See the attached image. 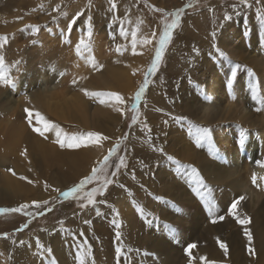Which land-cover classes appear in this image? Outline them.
Returning a JSON list of instances; mask_svg holds the SVG:
<instances>
[{
	"label": "rangeland",
	"instance_id": "rangeland-1",
	"mask_svg": "<svg viewBox=\"0 0 264 264\" xmlns=\"http://www.w3.org/2000/svg\"><path fill=\"white\" fill-rule=\"evenodd\" d=\"M159 1L160 4L150 0H112V3H115L118 9L115 12L111 7L110 0H0V37L6 38L5 42H2L3 46L0 47V55L4 57L8 76L14 81L15 85L19 82L21 97L19 99L11 98L14 103L18 101L21 107L17 110L18 113L20 112L27 121H31L32 131L34 128L43 127V121L39 119L40 117H44V111H41V108L47 107L48 104L45 100L36 103L34 98V96H46L38 91L42 84V79L45 77L49 85L57 87L60 82L67 80L69 74V69L65 66L67 63H63L62 59L72 53L81 59L91 51L90 58L88 59L90 60V68L84 73L86 75L75 78L73 80L75 83L73 81L70 82L69 88L66 91L67 96L70 95L73 100H75L77 95H80L88 103V106L91 104L86 113L89 124H84L83 118L81 119V116L77 114L79 113L78 110L73 109L70 118L60 120L63 125L62 127L54 126L62 134L69 136H79L85 135L88 132H95L101 137H106V139H99L83 146L81 145L80 148L78 147L79 149H84V153L87 155L90 152L89 148H99L98 146H100L101 148L99 149L100 151L102 150V157L100 160H95V164L91 166L86 174L77 176L67 174L65 168H63L65 175L57 173L58 166H51L48 167L49 169L44 170L42 164L38 163L42 161L40 157L32 155L30 149L32 143L29 146V139L27 137L19 142V146L22 147L19 151L25 153L22 159L35 164V166L33 164V169L28 172L29 175H25L24 173L21 175L16 174L11 159H9L10 163H5L0 159V171L12 176L14 179L23 180L28 186H31V190L17 195L0 189V209H12L27 205L23 212L0 214V261L2 264H31L36 259L37 264H44V261L49 259L50 251L42 243L54 235L56 239L60 235L59 238L61 240H66L72 233L74 234V231L78 236L73 238L82 240L84 244L79 243L82 247L68 246V257L71 261H76L79 257V261L82 259L81 254L84 250L89 258H94L93 253L99 251L96 244V240L99 238L98 234H104L102 238H107L106 236L110 238L112 236L117 237V232H119V235H124V230L129 220L132 225H139L141 214L138 213L137 206L144 211L142 223L148 221L149 226L154 227V229L156 228L155 230L160 229L159 226L163 227L160 231L166 230V226L175 227L173 228L175 233L171 230L172 228L167 227L172 232V236L170 234V237L168 236L167 238L169 247L167 245L165 251L172 255V259H181L179 264H183L184 262V264H207L204 261L205 259L201 260L203 256H198L199 252L197 253V244L195 243L198 239L205 240L206 238L211 240L213 238L215 241L212 240V243L214 242L213 244L219 250H224L220 247V244H225V247L228 248L227 255H230L232 246L240 240L237 233L240 229L241 232L239 233H241L243 238L245 237L244 228L248 227L247 229L249 232L251 231L252 237L255 229L257 231L261 229L259 222H264V217H262L264 216V194L260 198L259 203L256 204L257 206L253 207V205H249L245 211L239 207L243 205L247 206L249 198L239 188H236L237 184H235V188L233 189L230 188L231 186L233 187L232 184L229 186L232 180H235L237 183L236 180L238 178L236 176L231 178L226 177L224 178L225 180L218 178L217 181H214L215 179L209 178L205 172L206 169H209L211 172H218L212 169L216 168L221 158L225 162H228V164L232 163L235 155L238 153L244 158L246 155L243 149L245 142L247 143V137L249 136V141V138L253 134L259 136L260 131L264 132V22L261 20L264 17V0H247V6L241 5L240 0ZM122 6L129 16H122L120 14ZM157 9L162 11H157ZM179 9H183L180 12V23L173 30L172 39L166 46L157 71L155 74H148L147 79L149 83L142 93L140 100L136 102L138 114L134 113L131 111L130 106L133 105V98L144 83L145 74L148 73V69L154 59L160 34L165 24L171 23L174 18L171 14ZM78 13L79 15H77ZM226 14L232 18H230L231 21L230 19L228 21L224 20ZM89 17L91 18V36H85L86 31H88L85 28V21ZM73 18H76V22L73 24L71 30H69L68 26ZM232 23H234L233 26ZM27 25H38L40 26L39 31L33 35L31 29L26 28ZM121 29H124L127 33L126 36H120ZM133 29L137 30L136 38L138 41L145 38L152 41V43L146 45L138 42L135 53H133L131 46V33ZM236 30L237 36L234 33ZM43 34H47L49 38L60 37L58 48L48 50L49 45L42 42ZM81 37L85 38L90 51H82V54L78 55L76 45ZM228 37L236 38V42L238 43H230L231 41H228ZM185 39L186 43L187 41L190 43L194 42L193 44L195 45L191 46L192 44L188 42L187 48L180 55L178 54L177 57L174 55V52H177V49L178 51L181 50L185 46L182 44ZM214 44L216 47H213ZM203 45L204 47H202ZM117 46H120V52H117ZM238 46L241 47L239 48ZM194 48L198 49V52L195 51L194 53ZM217 49L225 54L226 59L219 57ZM212 60L214 61L213 64ZM92 61L95 62L97 67L92 66ZM200 62L201 64H199ZM213 65L218 69H223L222 75H215L211 71L210 66L213 67ZM112 74H118L119 76L113 77ZM31 75L34 77V83L28 86L27 82L31 78ZM165 76H175V80L178 81V84L176 83L178 88L183 85V87L188 88L191 92L193 91L186 95L190 97L189 104L193 107L192 109L196 116L198 113L201 115L199 118L196 117L194 121L196 124L198 123L197 128L202 126L201 128H207L211 131L210 141L206 140L204 143L198 144L195 132L197 128L195 126L189 128L188 124L183 122L179 125L180 122L177 121L178 123H175L174 127L177 128L176 131L180 129V134L182 135L180 136L177 132L173 136L170 133V137L175 142L174 144L170 143V146L173 147L167 149V151L165 150L164 154L160 152V148L163 146V144L160 146V141H158L160 140L161 129L164 131V134L170 131V128L165 127L170 122L167 121L170 112L166 113L163 111L160 100H157L156 97L160 81ZM78 83L79 86L76 85ZM216 83H224L226 95L220 97L217 94L218 99L214 103L212 95L216 88ZM22 84L25 87H22ZM236 84L242 89L240 94L241 101L233 103L232 107L234 110L232 113H229L226 108L234 100L232 90ZM13 88L0 84L2 92L0 101L6 98L5 95L11 94ZM253 88H255V92H253ZM85 91L116 93L123 99V103L117 104L115 100H111L102 104L100 103V98L86 96ZM254 96L255 98H253ZM49 98L54 101L56 95H51ZM106 104L108 111L104 113L105 115L98 117L97 111L94 112L93 109ZM238 104L243 106L242 112L237 108ZM117 108L120 110L117 111ZM196 108H199L197 109L198 111ZM25 109H28V111L26 112ZM51 109L55 110L54 105ZM82 109L80 108V110ZM6 111L4 116H6ZM29 113H31V116ZM0 115H2L0 116V119H2L3 114ZM133 115H137L136 123L132 122ZM73 116L74 119H72ZM50 117L52 118L53 116ZM173 117L170 115V118L175 119V116ZM181 120L182 118H180ZM73 122L76 123L77 127L73 126ZM143 125H147V127L145 128ZM33 132L38 138L42 137L38 132ZM54 132V130L46 132L49 134L46 138V142L49 145L54 144L52 139ZM218 135L219 138L217 137ZM221 136L223 139H221ZM262 139L264 140V137ZM152 140L156 141L151 142ZM227 140H229L230 144L226 142ZM44 144L45 142L42 141L41 145ZM226 144L228 145L226 146ZM78 148L64 147L66 150L71 149L73 151ZM113 148H115V151L110 155V150ZM45 149L48 148L46 147ZM200 150L202 151L200 152ZM200 153L206 154L205 158L209 161L208 166H211L212 169L208 166L204 168L199 163L197 156ZM106 156L109 159L107 163H103ZM160 156L163 157L161 160ZM121 157L124 158V165L117 169L116 166L120 163ZM168 157H172V160H168ZM187 157L193 160H189ZM252 157L260 160L261 158L264 159V154H259V149L253 147ZM253 160L254 158H252ZM214 161H217V164ZM256 161L254 160L255 163ZM175 162H178V164ZM201 166L204 169V173H202ZM162 167L163 169H161ZM94 168L100 169L96 173L97 178L86 182L82 189L70 197L66 198L62 195L64 192L70 191L73 187L79 185L86 177L91 176ZM191 169H195L199 176L201 174L200 178L206 187H200V185L194 182ZM162 170L163 172L160 174ZM113 172L116 173L115 176L112 175ZM217 174L219 175L220 172ZM21 177L24 179H21ZM105 179H111L112 183L103 189V195L99 193L95 194L93 197L95 200L94 204H88L87 193L91 192L94 188H101L102 181ZM220 181L223 183H220ZM196 187L204 194L206 190L214 189L221 191L220 193L226 196L223 200L221 211L223 213H219L220 216L225 215L224 219L220 220L214 227L210 226V230L207 224L209 223L208 220L211 219L208 207L206 208L207 210L205 209L206 214L203 212L196 213L197 211L194 210L195 214L193 210L190 211L189 214H191L192 218L185 213L182 215L178 214L183 204H190L189 206L191 207H188L189 209L195 203L197 206L203 205L200 203L202 199L195 190L197 189ZM166 189H169V191L164 197ZM232 190L234 194H232ZM171 191H173L172 194L170 193ZM28 193L33 194V200L28 203L20 201V197ZM46 193H51L52 195L48 196ZM176 193L182 199L186 197L192 200L188 202L184 201V203L177 202L172 199L173 194L176 195ZM241 196L244 199L238 205L237 215L240 219L248 218L250 224L248 222L247 225L237 223L236 219L229 216L227 212L233 200L239 199ZM158 197L162 199H157ZM45 201H47L46 204L44 203ZM211 203L212 201L206 206H209ZM163 205L174 215L173 220H162L160 215L166 212ZM213 207H216L215 204ZM97 209L99 210V215H97ZM162 210L164 211L162 212ZM177 216L181 217L178 218ZM183 216L186 218L185 221L182 219ZM158 217L160 219H156ZM175 218L181 222L179 224L180 228L177 227L178 225L176 226ZM97 223H101L99 227L96 225ZM107 223L108 228H105L106 230L104 229L102 232V230L98 229L106 227ZM116 223H119V228L116 227ZM24 225H27V227H24ZM109 230H111V234H109ZM207 230L211 232L212 237L209 238L207 236ZM68 234L69 237L63 239ZM149 235L153 238V233ZM56 239L54 238V240ZM254 243L255 238L252 239L250 245L248 244L249 248H254ZM189 244H194L196 247L190 249L189 254H186L185 249ZM27 245L36 246L35 249L28 250ZM175 248L179 251L175 250ZM246 249L248 248L245 247L244 255L247 260H251L254 254L251 255V252ZM123 255L115 258L114 264L124 259L125 255L122 257ZM149 255L151 256L149 257L150 263L154 261L156 264H159L161 256ZM72 256L73 258H71ZM256 260L253 258V262ZM75 261L71 262V264H75ZM94 261L98 263L97 258ZM103 261L105 260L103 259ZM173 261L176 264V260ZM225 263L229 264L224 261ZM209 264H214V262ZM215 264L218 263L215 262Z\"/></svg>",
	"mask_w": 264,
	"mask_h": 264
},
{
	"label": "bare ground",
	"instance_id": "bare-ground-1",
	"mask_svg": "<svg viewBox=\"0 0 264 264\" xmlns=\"http://www.w3.org/2000/svg\"><path fill=\"white\" fill-rule=\"evenodd\" d=\"M150 1H152L154 3L156 2V3H159L160 4V1L158 2V0H150ZM114 10H115V12L118 11L117 8H115ZM120 14L122 16H129L128 12H126L123 9V6H122V11L120 12ZM231 19H230V21H231ZM236 23H237V21H236ZM233 24L234 23H232V26H233ZM229 25H231V24H229ZM236 32H237V30L234 32L235 33V36H237L236 35ZM228 41H231L230 43H235L237 41V39L234 38V37L233 38H229L228 37ZM42 42L44 44L49 45L48 50H53L56 47L58 48V46L60 44V37L49 38V36L47 34H43ZM188 42L189 41H187V43H186V39H185V41L182 43L185 46H183L182 49L179 50V51L177 49L176 51L178 53L177 52H174V55H176V56L178 54L180 55L183 52V50L185 48H187V44L190 43V42L189 43ZM193 43L194 42L190 43V44H192L191 46H194L195 45ZM236 43H238V42H236ZM202 47H204V45ZM235 51H237V50H235ZM90 53H91V51H90ZM90 53L88 55L83 56L81 59H79L73 53L66 55L62 59L63 63H67L65 66L69 69V74L67 76V80L66 81H63V82H60V84L57 87H54L52 85H49L48 84V81H47V79L45 77L42 79V84L39 87V90L38 91L40 93L46 95V96L45 97L34 96V95L33 96L35 98V102L36 103L38 101L45 100L46 103L48 104L47 107L41 108V111H44L43 112L44 113L43 114L44 115L43 121H48L50 124L56 125L57 127H62L63 125H62V122H60V120H67L68 118H70L72 116V110L74 109V110H78L79 113H77V114L79 116H81V119L83 118L84 124H89L88 123V119L86 118L87 117L86 116V113L89 110L91 104H89V106H88V103L86 101H84L83 100V97L80 96V95H77L76 98H75V100H73L72 97H70V95L67 96L66 91L69 88L70 82H72L75 78L84 77L86 75L84 73L87 70H89V68H90L89 67L90 60H88L90 58ZM194 53H195V51H194ZM196 59H198V58H196ZM234 59H235V57H234ZM198 61H199V59H198ZM193 62H194V60H193ZM201 62L199 64H201ZM213 62L214 61L212 60V64H213ZM196 64H198V63H196ZM190 65H192V64H190ZM211 66H210L211 71H213L215 75H218V74L219 75H222V72H224L222 68H219L218 69L217 67H214V65H213V67H211ZM234 67H236V66H234ZM231 70H232V68H231ZM112 76L114 77V76H119V75L118 74H112ZM174 77L175 76H173V77H171V76H165L160 81V87L158 89L157 96H156L157 97V100H160V105H161L163 111L166 112V113L167 112H170V115L172 117L175 116V119H173L174 117L173 118H170V115H169V118L167 120V121H170V122L165 127L166 128H170V131H167L164 134V131L161 129V135H160V138H159L160 140H158V141H160V143H159L160 146H161V144H163V146H164V147L161 146V148H160V152H163L162 154H164L165 150L167 151V149H169V148L171 149L173 147V146H170V143L171 144H174L175 143L174 140L170 137V135H171L170 133H172L173 136L176 135L177 132H178V134L180 136L182 135V134H180V129H179V131H176L177 128L174 127L175 123L180 122L179 125H181L182 124L181 122H183L185 124H188L189 128L191 126L192 127L195 126L197 128V124L198 123L196 124V122L194 121V119L196 117L199 118V116H201V115H199V113L196 116V114L194 113V110L192 109L193 107H191V105L189 104L190 103V97L186 95L187 93H192L193 91L191 92L188 88L183 87V85H182V87L179 86V88H178L177 87L178 81L175 80L176 77L175 78ZM219 79H221V78H219ZM223 80H224V78H223ZM33 83H34V77L31 75V78L28 80L27 85L30 86ZM182 83H183V81H182ZM224 83H225V81H224ZM224 83L223 84H221V83H216L215 84L216 85V88H215V90L213 92V95H212L213 96L212 99L214 100V103L218 99L217 98L218 97L217 94H219L220 97H223V96L226 95L225 94V91H226L225 89L226 88H225V86H223ZM76 85L79 86V83L76 84ZM76 85L74 84V86H76ZM22 87H25V85L22 84ZM33 88H34V86H33ZM183 89H185V90H183ZM241 90L242 89L239 87L238 84H236L233 87L232 92L234 93V96H233V99L234 100H233V102L231 104L229 103V105L226 108V109H228L227 111L229 113H232L233 110H234L233 107H232V104L233 103H238L239 101H241V99H240ZM1 93L2 92L0 90V98H1ZM51 95H56V99L54 101L49 98V96H51ZM5 97L6 98L3 97L4 99L3 100L1 99V101H0V107H1L0 108V114H3L2 119H0V159H2L5 163H7V162L10 163L12 161L11 163L14 166V172L16 174L21 175V174L24 173L25 175H29L28 172L33 169V164L34 163H31V162H29L26 159H22L23 158V155H21L22 152L19 151V150H21L20 148H22L21 146H19V142L22 139H24L25 137H27L29 139V146L32 143V145L30 146V149H31V153H32L33 156H39V157H41L43 159L49 160V161H46L44 163L42 161L41 162H38V163L42 164V168L44 170H47V169H49L48 167L58 166L57 173H59L61 175H65V171H64L63 168H65L67 174H74L76 176L77 175L84 174V173L86 174L90 170L91 166H93L95 164V160H100V158L102 157V155H101L102 154V152H101L102 150L100 151V149H99V148H101L100 146H98L99 148H95V147L94 148H91V149L89 148V151L90 152H88L87 155H85L84 149H79L80 147L78 149L74 150V151L71 150V149L66 150L64 148H61L60 145H59V143H56L55 142L56 141L55 132L52 134V139L54 141L53 142L54 144H52V145L51 144L49 145L46 142V138L49 135L48 133H45L41 138H38L37 135L32 131V126L30 125V123H28L29 121H27L26 118H24L21 115L20 112L18 113L17 110L20 107L19 104H18V101L16 103H14V101L11 100V98H13V99H15V98L17 99L18 98L19 99V97H21L20 96V89H19V82L16 83L15 87L13 88L12 93L9 94V95H5ZM194 97H196V96H194ZM8 98H10V99L8 100ZM21 100H22V98H21ZM53 105H54V109L55 110H52L51 109ZM194 106L196 107V105H194ZM80 108L81 109L84 108V109L80 110ZM237 108L239 109L240 112H242L243 106L241 104H238L237 105ZM197 109H199V108H196V110ZM5 111H6V116H4ZM93 111L94 112L97 111L98 117H101V116L105 115L104 113H106L108 111L107 104L104 105V106H99L97 108L95 107L93 109ZM0 116H2V115H0ZM50 116H53L54 118L53 117L51 118ZM38 117H40V116H38ZM176 118H179V119H176ZM180 118H182L181 121H180ZM72 119H74V116H73ZM24 121L25 122L27 121V122L25 123ZM42 126H43V122H42ZM73 126L74 127H77L76 123H74ZM176 126H177V124H176ZM250 135H252V134H250ZM217 137L219 138V135ZM248 137H247V143L245 142L244 149H243V152L245 153L246 156L244 158H242L239 155V153L236 154L235 155V158L233 159V161H232L231 164H228V162H225L221 158V159H219L221 161H219L218 164H217V161L216 162L214 161L217 164V166H216L215 169H212L211 166H208L209 165L208 164L209 161H207L206 158H205V155L206 154H203V153L201 154L200 153L199 156H197L199 163H201L204 168L205 167L207 168V166H208L210 169H212L214 171L215 170L218 171V172H211L209 169H206L205 174L209 178L215 179L214 181H217L218 178L221 179V180L224 179V178H226V177L227 178L228 177L231 178V177H235L236 176L238 178L236 180L237 183L235 182V180H232V181H230L229 186L232 184L233 187L231 186L230 188L233 189V188H235V184H237L236 185V188L237 189L239 188L241 190V192L244 193V194H246L247 197L249 198L248 199V205L247 206H244L243 205L242 207L241 206L239 207L240 209L243 208L245 211L247 210V207L249 205H253V207H254L256 204H258L259 201H260V198L264 194V181H261L259 179V177L264 176V167L257 166V163L254 162V160L256 161L257 159H255V157H252L253 147L259 149V154H264V140L262 139V137H264V132L263 131H260L259 132V136H256V135L253 134L249 138L250 139L249 141H248ZM221 139H223L222 136H221ZM170 140H172V141H170ZM218 140H220V139H218ZM42 141L45 142L44 145H41V142ZM155 141L156 140H152L151 142H155ZM228 141L229 140H227L226 142H228ZM177 143H179V142H177ZM90 145H92V144H90ZM227 145L228 144H226V146ZM46 147L48 149H45ZM212 147H213V145H212ZM221 147H222V144H221ZM201 151L202 150H200V152ZM205 152H206V150H205ZM233 154H234V152H233ZM232 156H234V155H232ZM161 158H163V157L160 156V160H161ZM230 158H232V157H230ZM252 158H254L253 161H252ZM9 159H11V161H9ZM187 159H189V158L187 157ZM261 159L264 160L263 158H261ZM189 160H193V159H189ZM192 163H193V161H192ZM164 164H165V162H164ZM34 166H35V164H34ZM186 166H188V165H186ZM203 167H202V171L204 170ZM1 168H3V167H1ZM161 169H163V167ZM48 171H51V170H48ZM197 171H199V170L197 169ZM162 172H163V170L160 171V174ZM219 172H220V174L218 175L217 173H219ZM202 173H204V171ZM253 173H255L257 175V177H258L256 184H253L252 183V175H253ZM165 175H166V173H165ZM200 176H201V174H200ZM164 178H165V176H164ZM204 178H205V176H204ZM226 181H227V179H226ZM220 183H223V182L220 181ZM166 186H167V184H166ZM160 188H162V187L160 186ZM172 188H173V186H172ZM223 188H224V185H223ZM0 189H3L5 191H8V192L14 194V195H17V194H19L21 192H27L28 190H31V186H28L25 183V181H23V180L20 181V180L14 179L12 176L4 173L3 171H0ZM220 189H221V187H220ZM192 190H191V192H192ZM165 191H164V197H165V195H167V192L169 191V189H166ZM183 191H184V189H183ZM172 192L173 191H171L170 193L172 194ZM220 192L221 191H217V190H214V189L206 190L205 191V199H202L200 201V203H202L203 205L200 206L201 205L200 204V205L197 206V204L195 203L192 206V208H190V209L188 207H191V206H189L190 204H188V203H187L188 205H184V204L181 205V203L182 202L184 203V201H187L188 202L190 200L189 198H186L185 197V198L182 199L177 193H176V195H174L175 194V191H174V194H173V198L172 199L175 200V201H177V202H181V203H179L181 205V207H180V209H181L180 213L178 211V214L179 215L180 214L182 215V214L185 213L187 216H191V214H189V213L192 210L193 211L194 210L197 211L196 213L203 212V213L206 214V210H207L206 208L207 207L208 208H214V211L211 214L209 212V216H210L211 219L208 220L209 223H207V224H208L209 230H210V226L214 227L215 224L217 225V223H219L220 220L217 219L218 215L220 216L219 213H221V214L223 213L221 211H222V208H223V200L225 199L226 196H224L223 193L221 194ZM181 193H182V190H181ZM181 193H180V195H181ZM186 193L188 194L187 191H186ZM232 194H234V191H233ZM246 195H245V197H246ZM185 196H187V195H185ZM167 198H170V197H167ZM211 201H212V203L209 206H206ZM192 203H193V201H192ZM214 204H215L216 207H213ZM224 206H225V204H224ZM164 208H165L166 212L165 213H162L160 215V217H162V220H169V221L173 220L174 219V217H173L174 215H172V213L168 210V208L166 206H164ZM163 211L164 210H162V212ZM195 211H194V213H195ZM214 213H216V214H214ZM106 214H107V212H106ZM109 214L111 215V213H109ZM126 214H128V213H126ZM174 214H175V212H174ZM160 217H158L156 219H160ZM177 217L180 218L181 216H177ZM262 217H264V216H262ZM109 218H108V220H110ZM142 218L143 217L140 216V221L141 222L139 221V225H137V224L136 225H132L130 223V220H129L128 225L126 226V228L124 230L125 231L124 232V235L123 234L119 235V238H117L115 236L114 237L112 236L113 238L112 237L110 238L109 236H106L107 238H105V237L102 238V235H104V234H102V235H101V233L98 234L99 238L98 239L96 238L97 240L96 239L95 240H96V244L98 245L99 251H95L93 253L94 258L93 257H90L89 258L86 255V253L84 252V250H83V252L81 254L82 255L81 256V258H82L81 260H82L83 264H114L115 263V258H117L118 256H120L122 254L125 255V258L124 259H121L120 262H117L116 261L117 264H156L154 261H152L151 263L149 262V257H151L149 254L156 255V256H161V258H164V259H161L160 258L159 264H174V261L173 260H176V264H179V262H180L181 259L179 260L178 258H176V256H175L176 259H172L171 258L172 255L170 253H167L165 251L167 249V245H168L167 238H168V236L170 237V234L172 236V232H170L167 229V227H165L166 230L160 231V229L163 228L161 226H159L160 229L155 230L156 228L154 229V227L149 226V224L147 223L148 221L145 222V223H142ZM191 218H192V216H191ZM182 219H184V221L186 220V218H184V216L182 217ZM213 220H216V222L213 223ZM175 222H173V223H175L176 226L178 225L177 227H179V224H181V222L178 219H176ZM126 223H127V221H126ZM262 223L264 224V222H261V223L259 222V225L261 226L260 227L261 229L259 231H257L255 229L254 232H253V239L255 238V243H254L255 246L253 245L254 248H252L253 253L251 252V255L252 254H254V255H252V259L251 260H247L246 259V256L244 255V253H245L244 249H245V247H247L249 249L248 244L250 245V243L248 242L247 239H245L246 236L243 238L241 236V233H239V232H241V229H240L239 232H237L238 235H239L240 240H238V242L236 244H234V246H232L233 248H232V252H231L230 255H227V253H225L224 250H219L215 246V244H213L214 242L212 243L213 238L211 240L205 238V240L198 239L195 242L197 244V247H196L197 253L199 252L198 256L199 255H200V257L203 256L204 259H205L204 261L207 262V264L212 263V262H214V264H215V262L218 263V264H224V261L225 262H228L229 264H264V228H263V224ZM100 224L101 223H97L96 225L99 227ZM249 224H250V222H249ZM107 225H108V223L106 224V227H104V228H98V229L99 230H102V232H103V230L105 228H108ZM167 225H169V224L167 223ZM170 228H172V226ZM173 228H175V227L173 226ZM173 228L171 229L172 231H174ZM109 229H110V225H109ZM111 229H112V227H111ZM244 230H245V228H244ZM110 231L111 230H109V234H111ZM151 233H153V238H151V235H149ZM174 233H175V231H174ZM206 233H207V236L209 238L212 237V235L210 234L211 232H209L207 230ZM203 234H205V233H203ZM105 235H107V234H105ZM58 236L60 237V235H58ZM76 236H78V235L74 231V234L72 233L70 235V237H69V234H68L67 237H65V238L63 237V239H66V238L69 237L66 240H61L59 237H57L60 240L59 241H56L58 239H56V236L54 235L53 237L56 240H54V238L51 236L52 238H50V239H52V240L49 239L47 241H44V243H42V245H44V247L47 248V250L50 251V254L48 256L49 259H47L46 261H44V264H71V262H74L75 260H72L71 261V259L68 257V252H67L68 250L67 249H68V246H72V245L77 246V247H82L81 245H79V243H81V244L83 243L82 240L74 239V238H76ZM79 239H80V237H79ZM213 241H215V240H213ZM234 241H235V239H234ZM175 242H177V241H175ZM170 243L172 244V242H170ZM49 244H51V245H49ZM27 246H28V250H32V249H35V246L36 245H33V246L27 245ZM205 246H207V247H205ZM227 246H228V244H227ZM168 247H169V245H168ZM118 248L122 249V251L120 253L117 252V249ZM248 249H246V250L249 251ZM175 250H178V249L175 248ZM15 253H17V252H15ZM174 254H177V253H174ZM124 255L122 257H124ZM95 257L97 258L98 263H96L94 261V259H96ZM71 258H73V256ZM253 258H255V260L258 258V260H256L255 262H253ZM74 259H76V258H74ZM103 259L105 261H103ZM48 260H50L51 262L50 261L48 262ZM81 260L78 261V259H76L75 264H81ZM181 263H183V262H181ZM201 263H203V262L201 261ZM0 264H2L1 261H0ZM31 264H37V259L34 262H31Z\"/></svg>",
	"mask_w": 264,
	"mask_h": 264
},
{
	"label": "snow or ice",
	"instance_id": "snow-or-ice-1",
	"mask_svg": "<svg viewBox=\"0 0 264 264\" xmlns=\"http://www.w3.org/2000/svg\"><path fill=\"white\" fill-rule=\"evenodd\" d=\"M111 3V7L112 9L116 8V4L112 3V0H110ZM240 4L247 6V0H240ZM157 11H162L160 9H157ZM183 9H179L175 12H173L171 15L174 17L171 21V23H166L164 26V29L162 31V33L160 34L159 40L157 41V47L155 49V56L154 59L152 60V63L148 69V73L145 74V80L144 83L140 86L139 91L135 94L134 98H133V105L130 106L131 111H133L134 113L138 114V109L136 107V102H138L141 98L142 93L145 91V88L147 86V84L149 83L147 76L149 73L151 74H155V72L158 69V65L162 60V56L163 53L165 52L166 46L168 45V43L170 42V40L172 39V33L173 30L176 29L180 23V12H182ZM79 15V13L77 14ZM231 17H229L227 14L224 16V20L228 21ZM262 22H264V17L261 18ZM91 18L89 17L88 20L85 21V28L88 29V31H86L85 36H91V24H90ZM76 22V18H73V20L69 23V30H71L73 24H75ZM39 27L38 25H27L26 28L27 29H31V32L33 35H35L38 31H39ZM127 33L124 31V29L120 30V36H126ZM132 42H131V46H132V50L133 53H135L136 50V45L139 42L140 44H150L152 43V41L150 39H141V40H137V30L133 29L132 30ZM215 35V33H214ZM6 38L4 37H0V47L3 46L2 42H5ZM213 47H216V45L214 44ZM117 52L121 51L120 46H117ZM82 51H90V49L88 48V44L85 41L84 37H81L78 44L76 45V52L78 55L82 54ZM193 51L198 52V49H193ZM219 57L225 58V54L222 51H219V49H217ZM18 63V62H17ZM92 66L93 67H97V65L95 64L94 61H92ZM73 83H75V81H73ZM0 84L9 86V87H15V83L14 81L8 76L7 74V68L5 67V62H4V57L2 55H0ZM253 92H255V88H253ZM85 95L89 96V97H98L100 98V103H106L108 101L111 100H115L117 104H122L123 103V99L116 93H105V92H88L85 91ZM255 98V96L253 97ZM117 111H119L120 109L117 108ZM25 111L27 112L28 109H25ZM159 111V110H158ZM29 115L31 116V113H29ZM40 120L43 121V118L40 117ZM179 119V118H177ZM137 121V115H133L132 117V122L136 123ZM29 123H31V121H29ZM143 127H147V125H143ZM55 131V136H56V143H59L61 148L64 147H68V148H78L81 145H85L88 144L89 142L92 141H96L99 139H106V137H101L98 133L95 132H88L85 135H66V134H62V132L54 125L50 124L48 121H43V127H37L34 128L33 131L38 132L41 136H43L46 132H50V131ZM196 136H197V143H202L204 141H210L211 140V133L209 131V129L207 128H197L196 129ZM210 150H211V145H210ZM115 151V148H113L112 150H110V155L112 152ZM25 153L22 152L21 155H24ZM109 159V157H105L103 163H107V160ZM168 160H172V157H168ZM178 164V162H175ZM257 166L259 167H264V160H257L256 161ZM124 165V158L121 157L120 158V163L117 164V169H119L120 167H122ZM11 171V170H10ZM100 171V169H93L92 175L89 177H86L85 180H82L80 182L79 185H77L76 187H73L70 191H66L64 192L62 195L64 197H70L72 196L74 193H77L80 189L83 188V185L92 180L97 178L96 173ZM113 176L116 175L115 172L112 173ZM191 175H192V179L194 180V182L197 185L200 186H204L203 185V181L200 178L199 174L196 173L195 169H191ZM21 179H24L23 177H21ZM257 175L255 173H253L252 175V183L256 184L257 183ZM259 179L261 181H264V176L259 177ZM112 183L111 179H105L102 181V185L101 188H94L91 192L87 193V197H88V204H94L95 200L93 199V197L95 196L96 193H99L100 195H103V189L107 187L108 184ZM206 187V186H205ZM197 191V193L201 196V199H205V194L199 191V188L195 189ZM157 199H162V198H157ZM244 197L241 196L239 199L233 200V202L231 203V205L228 207L227 212L229 216H232L236 219L237 223L239 224H247L248 223V219L244 218V219H240L239 216L237 215V207L240 203L241 200H243ZM45 204L47 203V201L44 202ZM101 203H103V201H101ZM27 207V205H22L21 207L18 208H12V209H0V214H7V213H11V212H23L24 209ZM81 207H83V205H81ZM137 211L138 213L141 214V216H144V211L142 208L137 206ZM214 211V208H209V212L210 214ZM99 210L97 209V215H99ZM219 220H223L224 216H219L218 217ZM216 220H213V223H215ZM87 223V221H86ZM115 223V222H114ZM150 223V222H149ZM24 227H27V225H24ZM116 227L119 228L120 225L119 223H116ZM166 227H170V226H166ZM244 234L247 237L249 243L252 242V235L251 233L248 231L247 228H245L244 230ZM117 238H119V232H117ZM23 243V242H21ZM219 243V241H218ZM39 247V245H38ZM196 245L194 244H189L187 246V248L185 249V253L189 254V250L192 248H195ZM220 247L223 248L225 250V253H227V248L225 247L224 244H220ZM122 251V249L118 248L117 252L120 253ZM249 252H252V249L249 248ZM79 259V257H78ZM201 260H204V257H201ZM81 264H83L82 260H81Z\"/></svg>",
	"mask_w": 264,
	"mask_h": 264
},
{
	"label": "crops",
	"instance_id": "crops-1",
	"mask_svg": "<svg viewBox=\"0 0 264 264\" xmlns=\"http://www.w3.org/2000/svg\"><path fill=\"white\" fill-rule=\"evenodd\" d=\"M40 159H41L42 161H46V160H47V159H43V158H41V157H40ZM32 195H33L32 193H29V194H23V195L20 197V201H23V202H26V203L31 202V201L33 200V196H32ZM46 195L51 196L52 194H51V193H46Z\"/></svg>",
	"mask_w": 264,
	"mask_h": 264
}]
</instances>
